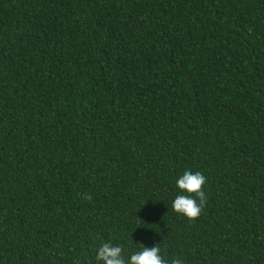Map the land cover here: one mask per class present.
Instances as JSON below:
<instances>
[{"label":"trees","instance_id":"trees-1","mask_svg":"<svg viewBox=\"0 0 264 264\" xmlns=\"http://www.w3.org/2000/svg\"><path fill=\"white\" fill-rule=\"evenodd\" d=\"M105 242L264 264V0H0V264Z\"/></svg>","mask_w":264,"mask_h":264},{"label":"clouds","instance_id":"clouds-1","mask_svg":"<svg viewBox=\"0 0 264 264\" xmlns=\"http://www.w3.org/2000/svg\"><path fill=\"white\" fill-rule=\"evenodd\" d=\"M207 178L201 172L185 171L177 180L176 186L180 190L172 207L175 212L195 220L201 214L207 204V195L204 190ZM90 199V197H85ZM95 259L103 264H183L179 258H167L162 255L160 245L147 247L142 244V250L124 256L123 245H113L111 242L102 243Z\"/></svg>","mask_w":264,"mask_h":264}]
</instances>
